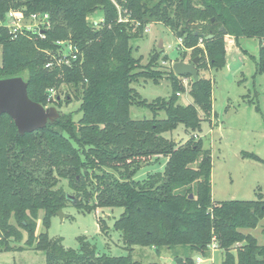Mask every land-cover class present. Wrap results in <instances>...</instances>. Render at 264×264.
I'll return each instance as SVG.
<instances>
[{"label": "trees", "instance_id": "trees-1", "mask_svg": "<svg viewBox=\"0 0 264 264\" xmlns=\"http://www.w3.org/2000/svg\"><path fill=\"white\" fill-rule=\"evenodd\" d=\"M10 9L47 13L51 25L43 38L33 32L13 38L0 26V79L21 76L29 97L57 107L60 115L20 134L13 118L0 113V252L13 248L12 238L21 241L24 230L26 243L45 253L46 264H143L134 258L136 247L172 249L176 264H194V255H208L213 243L223 252L221 264H264V244L244 231L264 219V195L215 202L212 153L197 134L200 111L213 109V82L202 71L227 64L226 36L237 43L259 39L256 69L264 73V0H0V18ZM152 23L182 39L181 46L191 49L189 61L199 57V79L192 78L188 89L191 103H180L178 95L190 75L163 67L155 50L146 64L135 55L132 40ZM59 40L77 47V59L46 68ZM142 78L169 80L171 94L147 101L133 86ZM51 88L56 94L49 101ZM73 101L74 111H62ZM132 106L153 115L134 119ZM180 124L192 133L189 139L164 136ZM162 156L163 170L137 178L143 163ZM72 204L83 211L122 208L114 229L128 253L98 254L85 237L79 250L50 238L52 216ZM39 219L43 230L37 234Z\"/></svg>", "mask_w": 264, "mask_h": 264}, {"label": "rangeland", "instance_id": "rangeland-1", "mask_svg": "<svg viewBox=\"0 0 264 264\" xmlns=\"http://www.w3.org/2000/svg\"><path fill=\"white\" fill-rule=\"evenodd\" d=\"M100 19V18H96ZM135 55L142 57L146 64L152 51L160 54L159 62L163 67L173 66L179 60L189 61L191 49L181 46L170 29L160 23H152L142 37L132 40ZM227 64L222 69L203 70L202 74L213 82V109L200 111L203 119L201 131L204 147L212 153V195L215 202L226 200H253L258 193L264 195V73L257 72L259 39L241 37L239 43L233 37L226 36ZM187 53L183 59L182 54ZM169 56L164 62L162 57ZM2 46L0 45V60ZM187 61V62H188ZM191 62V61H190ZM190 81L192 76L189 78ZM135 89L149 102L157 98H167L172 91L169 80L159 83L139 79L133 83ZM190 87V83L188 89ZM182 91L179 102L186 105L192 97ZM78 103L73 101L64 106L62 111H74ZM153 113L144 106H132L131 116L134 119L151 118ZM163 116V113L160 114ZM79 114L76 115V118ZM192 135L180 124L164 136L185 142ZM253 155L258 156L255 158ZM166 157H153L143 163L137 178L143 179L149 173L163 170ZM123 209L98 208L93 211L79 210L69 205L62 210L64 217L57 213L52 216L48 234L52 239H62L66 248L79 250L80 237H85L96 246L98 254L126 255L121 233L114 229L115 220ZM105 220L107 228L101 229L100 220ZM43 230L41 219L38 220L37 234ZM254 235L260 244H264V219L254 229H244ZM21 241L11 239L12 249L0 252V264H46L45 253L26 243L27 233L22 230ZM206 256L194 255V264H221L223 252L217 247H210ZM202 261H197V257ZM134 258L143 264H176L175 250L163 247L156 251L153 247H136ZM181 259V258H180Z\"/></svg>", "mask_w": 264, "mask_h": 264}, {"label": "water", "instance_id": "water-1", "mask_svg": "<svg viewBox=\"0 0 264 264\" xmlns=\"http://www.w3.org/2000/svg\"><path fill=\"white\" fill-rule=\"evenodd\" d=\"M198 62L199 57L191 62L179 60L173 63V70L178 76L190 75L198 80ZM224 68L227 69L226 66ZM0 113H6L13 118L20 134L42 129L60 115L57 107L44 106L32 100L28 94V83L21 76L0 79ZM68 197L74 200L73 196ZM190 197H193L192 194ZM57 214L64 217L62 211ZM178 262H181L180 258Z\"/></svg>", "mask_w": 264, "mask_h": 264}, {"label": "built area", "instance_id": "built-area-1", "mask_svg": "<svg viewBox=\"0 0 264 264\" xmlns=\"http://www.w3.org/2000/svg\"><path fill=\"white\" fill-rule=\"evenodd\" d=\"M122 20V19H121ZM51 25L49 15L47 13H33L26 15L23 9H10L5 18H0V26L6 27L13 38L17 37L18 34L24 32L38 33L42 38L45 36V29ZM148 31V28L146 29ZM182 42V39H180ZM59 48L57 54L54 56V61L50 60L46 64V68H52L55 64H71L72 61L77 59V47L70 41L59 40L57 42ZM182 83L187 88L190 83V79L183 77ZM56 90L51 88L49 90L48 100L52 101L55 99ZM181 95V92H178ZM1 238V234H0ZM210 247H217L216 243L211 244ZM197 261H202L201 257H197Z\"/></svg>", "mask_w": 264, "mask_h": 264}, {"label": "crops", "instance_id": "crops-1", "mask_svg": "<svg viewBox=\"0 0 264 264\" xmlns=\"http://www.w3.org/2000/svg\"><path fill=\"white\" fill-rule=\"evenodd\" d=\"M227 37H230V36H227ZM188 61V60H187ZM188 62H190V61H188Z\"/></svg>", "mask_w": 264, "mask_h": 264}]
</instances>
